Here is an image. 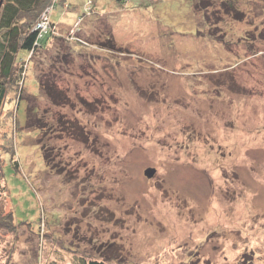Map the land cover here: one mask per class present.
<instances>
[{"label": "rangeland", "instance_id": "obj_1", "mask_svg": "<svg viewBox=\"0 0 264 264\" xmlns=\"http://www.w3.org/2000/svg\"><path fill=\"white\" fill-rule=\"evenodd\" d=\"M198 1L48 7L55 36L89 13L71 32L85 48L52 40L32 60L44 131L25 102L17 125L14 103L0 114L1 211L19 222L0 264H264V0Z\"/></svg>", "mask_w": 264, "mask_h": 264}, {"label": "trees", "instance_id": "obj_2", "mask_svg": "<svg viewBox=\"0 0 264 264\" xmlns=\"http://www.w3.org/2000/svg\"><path fill=\"white\" fill-rule=\"evenodd\" d=\"M59 1L60 0H2L0 3V114L3 112L5 106L9 104V106L11 107V105H13L14 103L16 108L14 109L13 115H15L14 119L15 124L17 125V122L19 123L17 119L18 110L20 109L22 102H25L28 125L27 127L29 129H35L36 131H44L45 125H36L39 123V118L37 117L38 106L35 105L38 103L37 97H26V73L31 67L33 58L36 57L38 52L45 48L48 43L52 42V40L61 41L67 46L70 45L73 48H85L83 46L85 44H80L81 40L85 38L82 37L78 39L77 37L74 39V34L71 32H74L73 28L76 27L78 21L80 22L84 19H87L89 15L88 12L84 16H77L76 20L78 21L76 22V24H70L73 26L72 28L69 27L70 25H65V27L69 28L67 36H65L64 33H60L58 31V36L52 34V26H55L56 28V25L53 24L55 23L53 19H49L50 24L46 25L47 22L43 24L45 18L50 16L48 7L55 13L57 7L61 5ZM90 1V4L94 5V0ZM120 1L124 3L126 0ZM232 1L233 0H226V3L229 5ZM198 2L201 8L207 6V3L205 1L200 0ZM51 15L53 16L54 14ZM42 24L43 26L46 25L47 27L42 28L43 26H40ZM87 43L89 44V42ZM23 52L27 54L26 58H22L21 55ZM57 74L58 73H47L45 71H41V73L36 76V80L39 85L40 96L42 98H48L54 106L60 107L61 104H64L63 102H65V96L63 91H60L55 84ZM9 97H11V100L8 99ZM14 135L15 137L17 136L16 129L14 130L13 137ZM5 155L11 156V163L13 164V168L17 173H19L21 168L20 161L18 159L13 161V154L9 152L5 153L3 157ZM1 160L0 228L12 232V230H14L16 226H18L19 222L16 223V221L12 219L11 214L5 212L2 213L1 211L3 205H6L8 203L11 204L9 190L4 180L3 158ZM78 261H81L82 264H113L106 260H94L89 262H87L86 260Z\"/></svg>", "mask_w": 264, "mask_h": 264}, {"label": "water", "instance_id": "obj_3", "mask_svg": "<svg viewBox=\"0 0 264 264\" xmlns=\"http://www.w3.org/2000/svg\"><path fill=\"white\" fill-rule=\"evenodd\" d=\"M149 171L151 172V174L148 175V176H152L153 174H155V171L154 170H149Z\"/></svg>", "mask_w": 264, "mask_h": 264}]
</instances>
